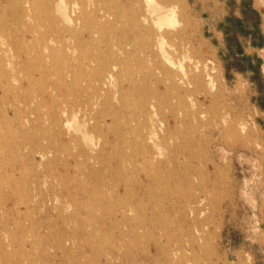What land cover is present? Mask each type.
Listing matches in <instances>:
<instances>
[{
    "label": "rangeland",
    "instance_id": "obj_1",
    "mask_svg": "<svg viewBox=\"0 0 264 264\" xmlns=\"http://www.w3.org/2000/svg\"><path fill=\"white\" fill-rule=\"evenodd\" d=\"M86 1L0 0V264H264V0H173L166 57Z\"/></svg>",
    "mask_w": 264,
    "mask_h": 264
},
{
    "label": "bare ground",
    "instance_id": "obj_2",
    "mask_svg": "<svg viewBox=\"0 0 264 264\" xmlns=\"http://www.w3.org/2000/svg\"><path fill=\"white\" fill-rule=\"evenodd\" d=\"M81 1H84V0H79V3H76V4H74V6L76 5V6H79L80 4H81V6H82V9L83 10H81L82 12H80V14L78 15V16H76V18L74 19L76 22H79V21H81V19H82V15L84 14V10L86 11V9H85V5L87 6V1L85 0L83 3L81 2ZM142 2H143V0H141ZM106 2V1H105ZM139 2H140V0H139ZM153 2H155L154 0H144V4L145 5H139L138 6V8H135L134 7V5L133 4H131V6H133V8H131V6H130V8L129 9H125V10H123V11H118V13L116 12V10H115V12L113 13V12H106V11H104V14L101 16V18H106V20H109L110 18H111V16L112 17H114V19L115 20H119V18H121L122 16L123 17H125V18H128V26H129V28H131L132 29V32H136V33H139V34H137V35H135L134 37L137 39V38H139L140 40L142 39V40H144L145 41V44H147V49L149 50V49H152V47L153 46H157V47H159V53L162 55V57H166L167 55H166V53H165V50H164V46H166L167 45V42H166V44L164 45V42L165 41H167L166 39H164V37H165V33H163V32H161L162 31V29L166 26V25H172V24H175L176 23V17H175V13H176V6H175V3H174V1L173 0H161L160 2L158 1V2H155V3H153ZM84 3H85V5H84ZM101 3V2H100ZM83 4V5H82ZM183 4V3H182ZM121 5H122V3H121ZM177 5V4H176ZM7 6V5H6ZM43 6V5H42ZM146 6V7H145ZM17 7H19V6H17ZM64 8L62 9V10H64V15H65V17H66V20H68V21H72V16H71V14L74 12V10H72V12L70 11H68V5L67 4H65V6H63ZM124 7V6H123ZM125 8V7H124ZM15 9V8H14ZM72 9H73V7H72ZM16 11V10H15ZM13 12V11H12ZM62 13H63V11H62ZM47 14V13H46ZM190 14V13H189ZM202 14V13H201ZM73 15H74V13H73ZM186 15V14H185ZM57 18V17H56ZM122 20H125V19H122ZM121 20V21H122ZM123 22V21H122ZM24 23V22H23ZM50 23V22H49ZM80 23V22H79ZM78 23V24H79ZM124 23H126V22H123V24ZM177 24H179V22H177ZM127 25V24H126ZM13 26V25H12ZM124 26H125V24H124ZM174 26V25H173ZM172 26V27H173ZM126 27V26H125ZM155 28H158V34L154 31V29ZM174 28V27H173ZM48 30H50V29H48ZM22 33V32H21ZM155 33V34H154ZM200 35V34H199ZM122 36V35H121ZM201 37V36H200ZM20 38V37H19ZM34 39V38H33ZM163 39L165 40V41H163ZM15 40V39H14ZM87 40V39H86ZM138 42V41H137ZM11 44V43H10ZM131 44H134V43H132L131 41H128L125 45H131ZM31 45H33V44H31ZM135 45V44H134ZM194 45V44H193ZM80 46V45H79ZM95 47V46H94ZM129 48V47H128ZM30 49V48H29ZM146 49V50H147ZM113 51V50H112ZM106 53V52H105ZM114 53V52H113ZM117 54V53H116ZM116 54H115V56H116ZM3 55H4V53H3ZM110 55V54H109ZM138 55V54H137ZM111 56V55H110ZM133 56V55H132ZM134 57V56H133ZM38 59H40V58H38ZM137 59V58H136ZM135 59V60H136ZM148 59V58H147ZM16 60H18V59H16ZM31 60V59H30ZM98 60V59H97ZM102 60V59H101ZM138 60V59H137ZM27 61V60H26ZM25 61V62H26ZM87 61V60H86ZM128 62H130V61H128ZM169 62H170V60H169ZM42 63V62H41ZM46 63V62H45ZM81 63V62H80ZM179 63V62H178ZM98 64V63H97ZM33 65V64H32ZM66 65V64H65ZM21 66H22V64H21ZM44 66V65H43ZM138 66V65H137ZM9 67V66H8ZM25 67V66H24ZM44 67H46V66H44ZM116 67H117V65H112V66H110V65H106V67L105 68H99L97 71H96V73L93 75V77H92V79L90 80L92 83L93 82H95V84H96V86H94V84H89L88 86L89 87H91V88H96V89H99V90H102V89H104L107 85H108V83L112 80V79H115V74H114V70L116 69ZM26 68V67H25ZM76 68H78V67H76ZM37 69H38V67H37ZM44 70V69H43ZM85 71V70H84ZM8 73V72H7ZM73 73V72H72ZM41 74V73H40ZM176 74V73H175ZM148 76L149 77H157V74L156 73H154V72H152V73H149L148 74ZM208 76V75H207ZM166 77V76H165ZM86 78V77H85ZM185 80V79H184ZM39 81V80H38ZM156 82H159V80H158V78H157V80H156ZM164 83V82H163ZM187 83V82H186ZM201 83V82H200ZM34 84V83H33ZM217 84V83H216ZM39 85V84H38ZM41 85V84H40ZM39 85V86H40ZM193 85H195V84H193ZM50 86V85H49ZM57 86V85H56ZM179 86V85H178ZM41 87V86H40ZM43 87V86H42ZM23 88V87H22ZM43 88H45V87H43ZM58 88V87H57ZM201 88H203V87H201ZM213 88H215V87H213ZM27 89V88H26ZM200 89V88H199ZM46 90V89H45ZM54 90H56V89H54ZM142 90H143V88H142ZM206 89H204V91H205ZM218 90V89H217ZM199 91V90H198ZM207 91V90H206ZM88 92V91H87ZM147 92V91H146ZM194 92H196V91H194ZM42 93V92H41ZM54 93V92H53ZM17 95V94H16ZM13 96V95H12ZM99 96V95H98ZM98 96L96 97L97 99H98ZM14 97V96H13ZM106 98V97H105ZM220 98V97H219ZM198 99V98H197ZM210 99V98H209ZM54 100H56V99H54ZM185 100V99H184ZM186 101H187V99H186ZM212 101V100H211ZM203 102V101H202ZM96 103V99H94L93 98V100L91 101V102H89V101H87L86 102V104H84V106H82V104H79V103H76V104H74V106L72 107V108H70L69 109V111L71 112V113H73V115H74V117L76 116L75 114H77L78 112H81V110H83L84 108H85V106H92V105H94ZM183 103V102H182ZM135 104H137L136 102H135ZM148 104H150V103H148ZM210 104V103H209ZM208 105V104H207ZM11 106V105H10ZM107 106V105H106ZM140 106V105H139ZM144 106H146V108H145V110H144V116L147 118V120L142 124V129L140 128V130L138 131V133H137V138L140 140V142L142 143V146H143V148L144 149H146V148H148V143H146V141H147V139H153L154 138V136H156L157 135V132H156V130H155V126H156V123H155V120L153 119V117L154 116H156L157 115V113L156 112H154L153 110H152V104H150V105H148L147 106V104L146 105H144ZM209 106V108H210V105H208ZM67 107L68 106H66L65 108L67 109ZM53 108V107H52ZM156 108V107H155ZM208 109V108H207ZM112 110V109H111ZM136 110V109H135ZM207 111V110H206ZM105 112V111H104ZM222 112V111H221ZM50 113V112H49ZM139 113H140V111H139ZM142 113V112H141ZM140 113V114H141ZM66 113H64V115H65ZM79 114V113H78ZM130 114V113H129ZM132 114V113H131ZM139 114V115H140ZM120 115V114H119ZM138 115V116H139ZM199 115V114H198ZM214 115V114H213ZM56 116V115H55ZM126 116V115H125ZM132 116H133V114H132ZM132 116H131V118H132ZM3 117V116H2ZM135 117V116H134ZM140 117V116H139ZM139 117H137V118H139ZM12 118V117H11ZM37 118V117H36ZM76 118H78V117H75V118H73V120L74 119H76ZM101 118V117H100ZM108 118V117H107ZM12 119H14V117L12 118ZM42 119V118H41ZM61 119V118H60ZM99 119V118H98ZM118 119V118H117ZM133 119V118H132ZM18 120V119H17ZM78 120V119H77ZM112 120V119H111ZM106 121V120H105ZM116 121V120H115ZM53 122H55V121H53ZM52 122V123H53ZM92 122V121H91ZM100 123V122H99ZM116 123V122H115ZM120 123V122H119ZM134 123V122H133ZM65 124V123H64ZM113 124V123H112ZM168 124V123H167ZM138 125V124H137ZM169 125V124H168ZM185 125V124H184ZM118 126V125H117ZM188 126V125H187ZM100 127H102V126H100ZM179 127V126H178ZM16 128V127H15ZM116 128V127H115ZM17 129V128H16ZM129 129H130V127H129ZM37 130V129H36ZM40 130V129H39ZM54 130V129H53ZM102 130V129H101ZM116 130V129H115ZM122 130V129H121ZM48 131H50V130H48ZM60 131V130H59ZM63 131H64V129H63ZM127 131V130H126ZM166 131V130H165ZM58 132V131H57ZM103 132V131H102ZM20 133V132H19ZM36 133V132H35ZM54 133V132H53ZM60 133V132H59ZM58 133V134H59ZM63 133V132H62ZM105 133V132H104ZM127 133V132H126ZM131 133V132H130ZM11 134V133H10ZM8 135H9V133H8ZM39 135V134H38ZM102 135V134H101ZM123 135V134H122ZM65 136V135H64ZM99 136V135H98ZM107 136H108V134H107ZM106 136V137H107ZM125 135H123V137H124ZM136 136V135H135ZM192 136H193V134H192ZM121 137V136H120ZM11 139H12V137H10ZM19 138V137H18ZM42 138H43V136H42ZM41 138V139H42ZM118 138H119V136H118ZM4 139H7V138H5L4 137ZM34 139V138H33ZM76 139V138H75ZM121 139H122V137H121ZM125 139H126V137H125ZM199 139V138H198ZM32 140V139H31ZM99 140H101V138L99 137ZM165 140V139H164ZM39 141H40V139H39ZM111 141V140H110ZM123 141V140H122ZM132 140L130 139V142H131ZM166 141V140H165ZM64 142V141H63ZM76 142V141H75ZM188 142V141H187ZM32 143H33V141H32ZM54 143V142H53ZM109 143V142H108ZM134 144H135V142H133ZM18 145H19V143H17ZM65 144H66V142H65ZM123 144V143H122ZM150 144V143H149ZM80 145V144H79ZM132 145V144H131ZM155 145H158V143L156 144L155 143ZM198 145V144H197ZM75 146H76V144H75ZM81 146V145H80ZM133 146V145H132ZM135 146V145H134ZM39 147V146H38ZM78 147V146H77ZM152 147V146H151ZM22 148V147H21ZM34 148V147H33ZM43 148H45V147H43ZM47 148V147H46ZM49 148V147H48ZM74 148V147H73ZM162 148V147H161ZM31 149V148H30ZM121 149V148H120ZM55 150V149H54ZM63 150V149H62ZM30 151V150H29ZM145 151V150H144ZM161 151V150H160ZM1 152V151H0ZM64 152V151H63ZM2 153V152H1ZM29 153V152H28ZM60 153V152H59ZM81 153V152H80ZM56 154V153H55ZM110 154V153H109ZM175 155V154H174ZM196 155V154H195ZM42 156V155H41ZM70 156V155H69ZM143 156V155H142ZM152 156V155H151ZM153 157V156H152ZM192 157V156H191ZM54 158H56V157H54ZM149 158H150V156H149ZM32 159H33V156H32ZM31 159V160H32ZM143 159V158H142ZM193 159V158H192ZM205 160V159H204ZM143 161V160H142ZM146 161H147V159H146ZM171 161V160H170ZM211 161V160H210ZM213 161V160H212ZM107 162H109V161H107ZM150 162L152 163V161L150 160ZM149 162V164L151 165V163ZM186 162V161H185ZM206 162V161H205ZM139 163V162H138ZM38 164V163H37ZM36 164V165H37ZM50 164V163H49ZM52 164V163H51ZM54 164V163H53ZM140 164V163H139ZM141 164H143V163H141ZM146 164V163H145ZM153 164V163H152ZM189 164V163H188ZM48 165V164H47ZM79 165V164H78ZM150 165H148V166H150ZM190 165V164H189ZM32 165H30L29 167H31ZM35 166V165H34ZM60 166V165H59ZM66 166V165H65ZM72 166V165H71ZM147 166V167H148ZM153 166V165H152ZM70 167V166H69ZM78 167V166H77ZM116 167V166H115ZM143 167V166H142ZM187 167V166H186ZM38 168V167H37ZM36 168V169H37ZM66 168V167H65ZM152 168V167H151ZM155 168V167H154ZM192 168V167H191ZM218 168V167H217ZM24 169V168H23ZM33 169V168H32ZM51 169V168H50ZM92 169H94V168H92ZM109 169H110V167H109ZM146 169V168H145ZM190 169V168H189ZM60 170V169H59ZM68 170V169H67ZM74 170V169H73ZM77 170H78V168H77ZM143 170V169H142ZM151 170V169H150ZM61 171V170H60ZM141 171V170H140ZM197 171V170H196ZM11 172V171H10ZM50 172H51V170H50ZM169 172V171H168ZM55 173V172H54ZM53 173V174H54ZM61 173H62V171H61ZM48 174V173H47ZM63 174V173H62ZM67 174V173H66ZM71 174V173H70ZM59 175V174H58ZM140 175V173L138 174V176ZM57 176V175H56ZM67 176V175H66ZM71 176V175H70ZM73 176V175H72ZM150 176V175H149ZM171 176V175H170ZM59 177H61V176H59ZM191 177V176H190ZM193 177V176H192ZM210 177V176H209ZM54 178H56V177H54ZM126 178V177H125ZM151 178V177H150ZM172 178V177H171ZM196 178V177H195ZM201 178V177H200ZM221 178H223V177H221ZM49 179V178H48ZM67 179H68V177H67ZM213 179H215V178H213ZM100 180V179H99ZM119 180V179H118ZM165 180V179H164ZM180 180V179H179ZM210 180V179H209ZM246 180V179H245ZM63 181V180H62ZM69 181H70V179H69ZM102 181V180H101ZM104 181V180H103ZM102 181V182H103ZM168 181V180H167ZM191 181H193V179L191 180ZM212 181V180H211ZM45 182V181H44ZM76 182V181H75ZM140 182V181H139ZM153 182V181H152ZM68 184H69V182H67ZM160 183V182H159ZM64 184V183H63ZM118 184V183H117ZM148 184V183H147ZM168 184H170V183H168ZM180 184V183H179ZM193 184H196V181L194 182L193 181ZM204 184V183H203ZM52 185V184H51ZM56 185V184H55ZM70 185V184H69ZM175 185V184H174ZM190 185V184H189ZM215 185V184H214ZM39 186V185H38ZM62 186V185H61ZM149 186H150V184H149ZM164 186H166L165 184H164ZM179 186V185H178ZM204 186V185H203ZM97 187V186H96ZM125 187V186H124ZM154 187V186H153ZM183 187V186H182ZM66 188H68V187H66ZM187 188V187H186ZM60 189V188H59ZM63 189V188H62ZM71 189V188H70ZM183 189H184V187H183ZM195 189V188H194ZM197 189V188H196ZM200 189V188H199ZM209 189V188H208ZM74 190V189H73ZM161 190V189H160ZM162 190H163V188H162ZM185 190V189H184ZM58 191V190H57ZM197 191H198V189H197ZM223 191V190H222ZM0 192H1V190H0ZM189 192V191H188ZM124 193H125V190H124ZM170 193V192H169ZM183 193V192H182ZM185 193V192H184ZM127 194V193H126ZM151 194V193H150ZM154 194H155V192H154ZM153 194V195H154ZM172 194V193H171ZM186 194V193H185ZM189 194H191V193H189ZM188 194V195H189ZM213 194V193H212ZM222 194V193H221ZM10 195V194H9ZM168 195V194H167ZM205 195V194H204ZM214 195V194H213ZM1 196H3V195H1ZM94 196V195H93ZM196 196V195H195ZM229 196V195H228ZM126 197V196H125ZM133 197V196H132ZM156 197V196H155ZM158 197H160V195L158 196ZM163 197H165V196H163ZM162 197V198H163ZM183 197H184V195H183ZM189 197H191V196H189ZM62 198V197H61ZM73 198V197H72ZM104 198V197H103ZM16 199V198H15ZM129 199V198H128ZM157 199H159V198H157ZM188 199V198H187ZM205 199H207V198H205ZM173 200H175V199H173ZM179 200V199H178ZM220 200V199H219ZM206 201V200H205ZM95 202V201H94ZM130 202V201H129ZM193 202V201H192ZM200 202V201H199ZM218 202V201H217ZM18 203V202H17ZM27 203V202H26ZM25 203V204H26ZM180 203V202H179ZM188 203V202H187ZM186 202H185V204H187ZM14 204V203H13ZM53 204V203H52ZM177 204V203H176ZM18 205V204H17ZM91 205H92V203H91ZM190 205V204H189ZM195 205V204H194ZM184 206V205H183ZM186 206H188V205H186ZM15 207V206H14ZM33 207V206H32ZM62 207V206H61ZM218 207H220V206H218ZM141 208V207H140ZM168 208V207H167ZM196 208V207H195ZM212 208H213V206H212ZM217 208V207H216ZM26 209V208H25ZM161 209V208H160ZM163 209H165V208H163ZM186 210V209H185ZM58 211H59V209H58ZM217 211V210H216ZM14 212V211H13ZM122 212V214H126V212H127V210L124 208L123 209V211H121ZM178 212V211H177ZM22 213V212H21ZM26 213V212H25ZM24 213V214H25ZM61 213H62V211H61ZM131 213V212H130ZM186 213V212H185ZM184 213V214H185ZM211 213V212H210ZM58 214V213H57ZM77 214V213H76ZM177 214V213H176ZM78 215V214H77ZM57 216V215H56ZM79 216V215H78ZM175 216H177V215H175ZM220 216V215H219ZM218 216V217H219ZM6 218V217H5ZM50 218V217H49ZM60 218H62V217H60ZM166 218V217H165ZM175 218V217H174ZM199 218V217H198ZM209 218H210V216H209ZM208 218V219H209ZM18 219V218H17ZM99 219V218H98ZM0 220H1V218H0ZM136 220V219H135ZM56 222V221H55ZM136 222V221H135ZM138 222V221H137ZM139 222H141V221H139ZM195 222V221H194ZM8 223V222H7ZM170 224V223H169ZM194 224V223H193ZM52 225V224H51ZM137 225V224H136ZM204 225V224H203ZM40 226V225H39ZM53 226V225H52ZM81 226V225H80ZM111 226V225H110ZM141 226H143V225H141ZM172 226V225H171ZM205 226V225H204ZM6 227V226H5ZM33 228V227H32ZM49 228V227H48ZM155 228V227H154ZM163 229V228H162ZM95 230H97V229H95ZM94 230V231H95ZM133 230V229H132ZM9 231V230H8ZM38 231V230H37ZM64 231V230H63ZM101 231V230H100ZM99 231V232H100ZM189 231V230H188ZM34 232V231H33ZM205 232H207V231H205ZM6 233V232H5ZM83 233V232H82ZM7 234V233H6ZM89 234V233H88ZM93 234V233H92ZM99 234V233H98ZM102 235H103V233H101ZM105 234V233H104ZM210 235V234H209ZM97 236V235H96ZM101 236V235H100ZM99 236V237H100ZM113 236V235H112ZM1 237H2V235H1ZM68 237V236H67ZM66 237V238H67ZM87 237V236H86ZM98 237V236H97ZM212 237V236H211ZM55 238V237H54ZM93 238H95V237H93ZM188 238H189V236H188ZM196 238V237H195ZM206 238V237H205ZM61 239H62V237H61ZM185 239H186V237H185ZM192 239H194V238H192ZM207 239V238H206ZM6 240V239H5ZM45 240V239H44ZM57 241V240H56ZM3 242H4V240H3ZM46 242V241H45ZM187 242V241H186ZM201 242V241H200ZM90 243H92V242H90ZM109 243H110V241H109ZM109 243H107V244H109ZM3 244V243H2ZM98 244H99V242H98ZM179 244H181V243H179ZM203 245H205V244H203ZM181 246H182V244H181ZM199 246V245H198ZM209 247H211V245L209 246ZM224 248V247H223ZM74 250V249H73ZM101 251V250H100ZM196 251V250H195ZM103 252V251H102ZM108 252V251H107ZM192 252V251H191ZM202 252V251H201ZM227 252V251H226ZM42 253H43V251H42ZM53 253V252H52ZM100 253V252H99ZM184 253V252H183ZM225 253V252H224ZM112 255V254H111ZM194 255V254H193ZM183 256V255H182ZM197 256H198V254H197ZM71 258V257H70ZM74 258V257H73ZM204 258V257H203ZM226 258V257H225ZM98 259V258H97ZM53 260V259H52ZM52 260L50 261V262H52ZM55 260V259H54ZM204 260V259H203ZM226 260V259H225ZM43 261V260H42ZM41 261V262H42ZM62 261V260H61ZM217 261H218V259H217ZM59 262V261H58ZM67 262V261H66ZM95 262V261H94ZM99 262V261H98ZM32 263V262H31ZM54 263V262H53ZM76 263H77V261H76ZM75 263V264H76ZM99 263H101V262H99ZM131 263V262H130ZM83 264V263H82ZM87 264V263H86Z\"/></svg>",
    "mask_w": 264,
    "mask_h": 264
}]
</instances>
